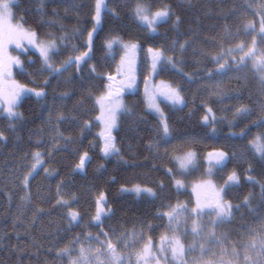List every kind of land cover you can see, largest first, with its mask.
I'll use <instances>...</instances> for the list:
<instances>
[{
    "label": "trees",
    "instance_id": "1",
    "mask_svg": "<svg viewBox=\"0 0 264 264\" xmlns=\"http://www.w3.org/2000/svg\"><path fill=\"white\" fill-rule=\"evenodd\" d=\"M137 2L145 4L152 11L169 5L175 15L181 17L178 29L173 27V23L158 26L159 34L167 40L183 42L195 39L196 48L204 49L212 55L221 51L220 45H223L225 49L241 41L250 45L252 36L241 35L239 39L233 41L224 32L226 25L230 26L231 31L235 33L242 22H247L248 19L241 15L245 0H109L119 16L105 13L102 29L94 35L92 59L82 73H72L76 76L72 84L65 86L62 80L58 83L57 79L50 75L44 78L36 74L41 67L40 58L28 52L27 62H24L25 71L16 72L14 77L18 83L39 89L44 87V80L49 79L57 84L55 87L57 97L65 90L74 92V95L71 100L64 101L63 105L58 99L56 100L52 105L51 121H48L47 108L43 101L29 96L17 109L22 113V119L13 122L15 131L10 129L7 119H2L0 122V130H3L8 138L6 141H0V262L3 264H16L17 253L10 249L17 246L26 249L21 257L23 264H67V257L60 260L56 252L69 245V242L75 240L77 236H80L83 241L84 235L88 232L93 235L99 234L101 230L110 234L112 230H116L117 235L125 231L139 232L145 222L152 224L154 230L149 233L148 229L144 228V234L146 236L150 234L155 240L161 233L168 230L167 218L158 219L159 212L168 211L167 205H175L177 202L192 207V196L189 191L186 189L177 192L174 180L166 174L168 168L175 170L174 162L165 157L163 148L157 154L148 147L156 139L154 129L157 118L146 112L142 101L136 98L128 103V108L133 110L135 116H120L118 128L113 133L123 161L127 163L120 161L116 156L105 159L100 151L103 141L97 136L99 125L95 123V118L98 116L95 97L106 90L107 82L104 81V77L116 73L120 52L117 50L111 54L105 47V41L114 36L120 38L124 31L134 28L136 19L133 16V8ZM16 4L18 7L13 9L16 13L15 22H19L21 16L24 17L25 26L37 31L42 39L50 34L55 36L72 34L74 29L84 33L83 37L77 34L72 40L65 42L66 46H61L60 54L55 57L57 67L68 56L79 54L73 52L72 45H76L81 51L87 50V30H91L92 27L90 16L94 10V0H16ZM174 20L175 17L173 22ZM193 32L196 33L195 37L192 35ZM30 61L32 63H29ZM92 65L96 66L97 73H89L88 69ZM214 67L215 64L210 58L193 55L192 48L185 55L184 70L194 74V77ZM68 76L69 73H65L64 79ZM158 78L179 83L184 91L188 84L171 71L161 73ZM52 85L51 82L45 90L49 91ZM89 93L92 95L89 96ZM186 99L188 106L183 110H174L169 107L164 109L177 135L204 137L206 129L201 118L205 115V105L212 107L218 120L226 117L222 123L216 125L218 137L226 138L230 132L238 133L245 125L251 130L254 129L253 119L237 120L238 126L230 128L228 121L234 120L231 110L222 107V104L215 99L198 93ZM81 100L84 101L82 107L78 104ZM60 113L65 116L71 114L77 118L75 122L62 121L58 124L59 131L63 132L64 136H72L75 143L66 148L60 147L58 150L47 152L45 146L50 140L51 128L57 126L56 116ZM82 121L91 123V127L85 130L83 135L79 126ZM36 151L43 155L45 151L46 153L43 164L38 168L39 175L30 179L29 202L21 199L25 195L22 179L33 162L32 153ZM84 151L89 153L91 161L86 167V177L82 179L77 171H73V168L78 161V155ZM197 157V167L191 174L176 177L183 180L187 187L205 177L207 166L204 157L198 153ZM101 164L104 166L102 169L99 168ZM45 167L55 169L56 174L46 179L43 171ZM252 168L254 169L251 173L253 178L264 183V162L255 160ZM216 173L213 180L216 184L222 185L226 174L220 170ZM61 181H63L64 192L79 196L82 195L78 188L79 184L84 182L89 186V195L81 198L76 205L71 204L73 209L80 212L83 219L81 224L74 225L70 230L67 219L68 209L56 204V186ZM161 181L164 184L163 190L159 188ZM260 183L251 184L242 179L241 186L233 189L227 199L233 205L242 204L243 198L252 193L251 208L241 207L238 211L234 210L230 222L220 224L214 229L216 235L224 239V247L229 250L232 246L236 247L241 257L238 264H243L242 245L251 239L249 229L257 228L260 216L264 215V207H261ZM134 184L153 188L157 197L151 198L146 194L137 197L121 191L122 188H131ZM100 192L105 193L106 207L113 209L114 214L104 218L103 223L96 226L90 218L95 214V199ZM37 209H43V211L37 212ZM208 219L207 216L203 217L204 222ZM191 225L192 221L188 220L187 224L181 223L179 226L180 233H187L182 237L186 247L194 242ZM17 233H19V239H17ZM92 243L96 247L99 246L94 241ZM199 243L210 246L217 254L220 252V248L211 241H197V244ZM86 246L88 242H85ZM78 249L79 245H75L73 255L78 253ZM191 255L199 256V250L197 249Z\"/></svg>",
    "mask_w": 264,
    "mask_h": 264
},
{
    "label": "snow or ice",
    "instance_id": "2",
    "mask_svg": "<svg viewBox=\"0 0 264 264\" xmlns=\"http://www.w3.org/2000/svg\"><path fill=\"white\" fill-rule=\"evenodd\" d=\"M16 7H18L16 0H0V85L3 84L5 79L10 80V86L7 89L0 86V116L9 121V127L12 131H15L13 122L22 119V113L18 112L17 109L23 100L29 96H35L37 100L45 101L48 96V92L45 89L50 86L51 81L45 79L43 82L44 87L37 89L29 88L15 80H11L14 66L19 68L21 72H24L25 69L19 57L10 55L9 46L14 45L16 49L21 50L22 54L27 53L29 47L37 50L41 61V67L38 71L40 73L47 71L50 76L57 79L58 83L62 80L67 86L76 79V76L72 75V73H82L84 67L92 59L94 35L102 29L105 13L108 12L115 17L119 16L118 11L109 9L106 0H94V10L90 16L92 27L91 30H87V50L81 51L76 45H72L73 52H78L79 54L68 56L57 67L55 57L60 54L61 46H66L65 42L72 40L77 34L83 37L84 33L79 29H74L72 34L65 33L62 36L50 34L42 39L37 31L25 26L24 17L21 16L19 22L14 23L16 13H14L13 9ZM73 7L77 6L73 5ZM247 7L248 9H255L253 15H259L260 17L258 32L256 23L253 21L242 22L235 33L231 31L230 26L226 25L224 32L233 41L239 39L241 35L251 36L253 33H257L261 42L264 43V0H258V3L255 4L250 2ZM133 16L153 36L158 35L157 29L161 24L173 23V27L176 29L181 24V17L175 15L169 5H164L156 11H152L150 7L137 2L133 8ZM173 17H175L174 22ZM192 35L195 37L196 33L193 32ZM114 45L123 48L125 56L121 57L120 64L116 68V75H107L108 83L105 94L95 97V104L100 109V115L96 116L95 119L103 124V130L99 133V136L103 141L100 151L104 158L116 156L120 161H123L113 131L118 128V118L120 116H135L133 110L124 103L123 96L126 90H132L137 87L136 56L143 48L139 42L124 43L116 36L105 41V47L109 52L113 50ZM220 47L221 51L216 55H212L204 49L196 48L195 39H193L191 41L184 40L183 42L172 40L167 47L160 44L148 47L146 50L147 60L150 61V75L144 79L145 103L150 112L157 117V125L154 129L156 139L148 147L157 154L163 148L165 157L170 158L174 162L175 170L168 168L166 169V174L174 180L177 192L185 185L183 180L176 177L191 174L197 167V153L190 147L196 140L193 137L177 135L176 129L170 122V117L165 114L164 109L161 107V102L162 100L166 102L171 109L183 110L188 106V101L185 98L184 88L179 83L161 80L157 84L152 80V77L171 71L189 84L196 83L194 74L184 70L185 55L192 48L193 55L210 58L217 65L215 70H206L207 75L205 78L209 82L215 81L217 77L227 76L232 71L241 73L248 68L249 62H251L260 80L261 95H264V48H258L255 39L252 40L251 46L241 41L230 48L225 49L223 45H220ZM29 63L32 62L30 61ZM88 71L89 73H97L96 66H90ZM65 73H69L66 79H64ZM221 83V81L215 83L213 95L217 96L220 102H223L224 99L232 97L225 95ZM73 95L74 92L65 90L58 97H54V100L58 99L63 105V102L71 100ZM91 95L89 93V96ZM236 99L240 98L236 97ZM83 103V100L78 101L81 107ZM204 107L205 115L201 118L206 129L204 136L216 138L218 135L216 125L217 123H222L226 117L218 120L212 107L207 105ZM258 111L259 118L252 121V127L262 131H259L252 139L248 140V147L255 156L259 157L261 162H264V101L260 102ZM254 114H256L255 109L241 104L235 108L233 112L234 120L228 121V125L230 128L237 127V120H251ZM49 116L51 121V113ZM76 120L77 118L71 114L65 116L60 113L56 116L57 126H54L56 135L53 140L54 151L60 147L66 148L75 143L72 136H64L63 132L59 131L58 124L62 121L75 122ZM79 126L81 135H83L84 131L91 127V123L90 121H82ZM250 131L251 128L245 125L238 133L230 132L227 138L244 140L248 137ZM7 139L4 131L0 130V141H6ZM237 158L235 152L230 155L229 152L223 150H215L207 154L208 169L205 176L209 177V179H202L199 183L193 184L192 191L196 193L195 206L189 208L186 204L177 202L175 205L168 204V211L157 214L158 219L167 218L168 222V230L160 234L158 244L154 243L150 234L147 236L144 234V228H147L149 233L154 230L152 224L145 222L144 227L139 232L136 230L131 233L125 231L119 235L116 234V230H112L111 234L103 230L96 235L88 232L84 235L83 241L80 236H77L75 240L69 242V245L60 248L56 252L57 258L63 260L67 257V264H238L241 257L236 247L232 246L231 250L224 247V239L218 237L214 229L220 224L230 222L234 215V210L238 211L241 207L251 208L252 193L243 198L242 204L233 205L227 199L233 189L241 186L242 179L251 184L260 182L251 175L254 169L250 163L246 170L248 173L246 176L234 168L227 174L222 185H216L210 179V177L215 175L216 170L223 171L231 160ZM32 160L33 162L29 165L28 171L22 179L25 195L21 199L29 202L31 198L29 190L30 179L39 175L38 168L43 164L42 154L39 151L33 152ZM90 161L91 157L87 151L80 153L73 171L84 172ZM123 162L127 163V161ZM103 167V164L99 166L101 169ZM43 171L46 179L56 174L55 169H49L48 167L43 168ZM159 188L161 190L164 188L162 181L159 184ZM205 189L211 190V196L202 199L201 191ZM121 191L134 192L137 197L142 194H146L151 198L157 197V193L153 188L140 184H134L131 188H122ZM260 194L261 207H264V183H260ZM56 196V204L61 208L68 209L69 230L74 225L81 224L83 218L80 212L71 207L73 201L79 200V196L75 193L64 192L63 181L56 186ZM66 196L68 198H65ZM106 205V195L100 192L95 199V214L90 218V221L94 222L96 226L101 225L104 218L114 214L113 209L106 207ZM40 211H43V209H37V212ZM205 216L209 217L207 222L203 221ZM212 217H215V219H212ZM188 220L192 221L191 234L194 242L186 247L182 237L187 233H180L179 225L181 223L187 224ZM34 222L35 215L33 217ZM249 234L251 239L242 245L244 249L243 264H264V215L260 216L257 228L249 229ZM17 239H19V233H17ZM200 240L215 243L220 248L219 254L213 252L212 248L205 243L197 244V241ZM93 241L99 246H94ZM85 242H88L87 247H85ZM75 245H79V249L78 253L73 255ZM137 245L140 246L138 247ZM197 249L200 255H191ZM10 251L17 253L16 264H23L21 257L25 254L26 249L17 246L10 249ZM189 256H191L190 259ZM228 257H231V259H228ZM0 264H3V262H0Z\"/></svg>",
    "mask_w": 264,
    "mask_h": 264
},
{
    "label": "rangeland",
    "instance_id": "3",
    "mask_svg": "<svg viewBox=\"0 0 264 264\" xmlns=\"http://www.w3.org/2000/svg\"><path fill=\"white\" fill-rule=\"evenodd\" d=\"M245 1L246 2L244 4H242L241 15H243L246 19H248L247 21L255 22L256 26H257V32H258L260 17H259V15H253V12L255 11V9H248V7H247L250 2L255 4V3H258V0H245ZM106 2L108 4L109 9H113V6H111V4L109 3V0H106ZM14 23H18V22L14 21ZM157 31H158V29H157ZM251 36H252L251 42H250V45H248V46H251L252 40L255 39L256 40V46L258 48H264V43L261 42L260 36L257 33H253ZM120 38L124 43L139 42L143 48V50L138 52L137 56H136V66H137L136 84H137V87L135 89L125 91V96L123 97L124 103L128 106L129 102H131V101H133V99L135 100L137 98L136 100H140L143 102V105H144L146 112L153 114L152 112H150V110L147 107V104L145 103V95H144V79L149 77V75H150V71H149L150 61L147 60L146 50L148 47L158 46L160 44H163L167 47L170 45L171 41L167 40L164 36L159 34V32H158V35H155V36L151 35L148 32V30L146 28L142 27L137 20H136V24L134 25V28L133 29H127L126 31H124ZM26 47H28V46L26 45ZM117 50L120 51L119 52V58H118L119 59L118 65H119L120 61H121V57L125 56V51L120 46L114 45L113 50L111 51V54H113L114 51H117ZM8 51H9L10 55H12L14 57H19V59L23 63V66H24V62H27L26 57L28 55V52L34 53L39 57V52L37 50H35L34 48H31V47H29L28 52L24 53V54L21 53V50L16 49L14 45L9 46ZM216 67H217V65H215V67L212 68V70H215ZM18 71H20V70L17 67L14 66L12 68L11 80H15L14 77H15L16 72H18ZM36 74L41 75L44 78H47L49 76V73L47 71L40 73L37 70ZM206 75H207V72L203 73L200 76L194 77L197 82L192 83V84L188 83L186 85V87H185L186 90L184 91L185 98L191 97L195 93H198L202 96L205 95L207 98H210L213 100L215 99V100L219 101L218 97L213 95V89H214L215 83L217 81H221L222 82L221 86L224 90L225 95L228 97H232L230 99H224L223 102L219 101L222 104V107L230 109L231 113L233 114L236 107L240 106L241 104L247 105V106L256 110V114H254L251 119L257 120L259 118L258 108H259L260 102L264 101V95H261L260 80L258 78L257 73L253 69L251 62H249L248 68H246L243 72L237 73L235 71H232V72H229L227 76L217 77L216 80L212 81V82H209L205 78ZM158 77H159V75L152 77V80H154L157 84L161 80H163V79H159ZM51 82L53 85L51 86V89L49 91H47L48 92L47 99L45 101H43L44 106L47 108V113H48L47 117H49L48 121H50L49 114L52 112V109H53L52 105L57 100V99L54 100V97H57L55 95V87L57 84H55L56 82L55 83H53V81H51ZM150 84H151V80H150ZM0 86L7 89L10 86V80L5 79L3 84ZM106 90L104 91L103 94H105ZM236 97H239L240 99H236ZM161 100H162V98H161ZM161 107L163 109H165V107H168L167 103L163 102V100L161 102ZM98 115H100L99 106H98ZM153 115L156 116L155 114H153ZM2 119H6V118H4L3 116H0V122ZM95 123H97L99 125V130L97 132V136H99V133L103 130V124L97 120H95ZM259 131H262V130L256 129L254 127V129L249 132L248 137L244 140L228 139L227 138L228 136H226V138H221V137H218V135L216 138L205 137V136L200 137V138L197 137V138H195L196 142L193 143L192 145H190V147H193L192 150L195 151L196 153H198V155H201L204 157V161H205L206 166H207L205 173L208 169V162H207L206 157H207V154L209 152H212L215 150H223V151L229 152L230 155H231V153L235 152L237 154L238 158L233 160L232 164H228L227 168L224 169L222 172L225 173L227 176V174L230 173L235 168V169L241 171L243 173V175L246 176V173H247L246 170L249 167V163L251 164V166H253L255 163V160L256 161L260 160L259 157L255 156L248 147V140L252 139ZM114 132H115V130L113 131V133ZM55 135H56L55 129H54V127H52L51 133L49 135L50 140L45 146L46 147L45 149H47L46 150L47 152L53 151V149H54L53 140H54ZM46 151H45V153H46ZM45 153H44V155L42 153L43 159L45 157ZM216 171H215V175L210 177V179H212V181L214 183H215V181L213 180V178L217 175ZM202 179H209V177L205 176ZM202 179L197 180L195 183L190 184L191 185L190 187L185 186V187L180 189V190H184V191L187 189L189 191L190 196H192V202H193L192 207H194L195 203H196V193H194L192 191V186H193V184L199 183ZM81 183L82 184H79V187H78L82 193L81 196L78 195L79 200H81V198H85L89 195L88 184L84 183V182H81ZM216 185H218V184H216ZM123 192L136 195L134 192H131V191H123ZM210 196H211V190L205 189V190L201 191V198L202 199L204 197H210ZM79 200L73 201L72 203L74 205H76V203L79 202ZM192 207H189V208H192ZM214 219H215V217H214ZM153 241H154V243L158 244L159 238L155 239ZM137 246L139 247L140 245H137Z\"/></svg>",
    "mask_w": 264,
    "mask_h": 264
},
{
    "label": "water",
    "instance_id": "4",
    "mask_svg": "<svg viewBox=\"0 0 264 264\" xmlns=\"http://www.w3.org/2000/svg\"><path fill=\"white\" fill-rule=\"evenodd\" d=\"M114 75V74H113ZM116 75V74H115ZM107 76L104 77V81L108 83L107 79H106ZM124 96H125V93H124ZM123 96V97H124ZM87 167V166H86ZM86 171L87 169L85 168L84 172H78V175L80 178L84 179L86 177Z\"/></svg>",
    "mask_w": 264,
    "mask_h": 264
},
{
    "label": "flooded vegetation",
    "instance_id": "5",
    "mask_svg": "<svg viewBox=\"0 0 264 264\" xmlns=\"http://www.w3.org/2000/svg\"><path fill=\"white\" fill-rule=\"evenodd\" d=\"M233 163V160H231L230 162H229V164H232Z\"/></svg>",
    "mask_w": 264,
    "mask_h": 264
},
{
    "label": "bare ground",
    "instance_id": "6",
    "mask_svg": "<svg viewBox=\"0 0 264 264\" xmlns=\"http://www.w3.org/2000/svg\"><path fill=\"white\" fill-rule=\"evenodd\" d=\"M113 75V74H112ZM107 76V75H106ZM186 87V86H185Z\"/></svg>",
    "mask_w": 264,
    "mask_h": 264
}]
</instances>
